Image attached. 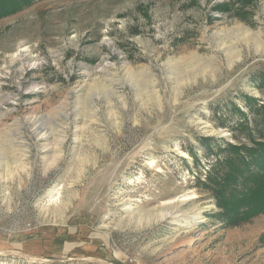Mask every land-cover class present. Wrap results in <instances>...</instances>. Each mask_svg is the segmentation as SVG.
I'll return each instance as SVG.
<instances>
[{
    "label": "rangeland",
    "instance_id": "1",
    "mask_svg": "<svg viewBox=\"0 0 264 264\" xmlns=\"http://www.w3.org/2000/svg\"><path fill=\"white\" fill-rule=\"evenodd\" d=\"M259 106L264 0H35L1 16L0 264H264V212L222 218L197 182L218 154L199 138L248 142ZM45 113L43 139L25 122ZM184 198L204 219L192 232L152 223Z\"/></svg>",
    "mask_w": 264,
    "mask_h": 264
},
{
    "label": "trees",
    "instance_id": "2",
    "mask_svg": "<svg viewBox=\"0 0 264 264\" xmlns=\"http://www.w3.org/2000/svg\"><path fill=\"white\" fill-rule=\"evenodd\" d=\"M34 1L0 0V17L22 10ZM245 99L249 103L255 101L250 96ZM260 117L262 129L258 130L257 137L248 129L247 120L237 124L249 130L248 142L218 141L213 136L199 138L206 150L211 152L216 147L218 151L209 172L202 178L197 177V182L211 194L219 209L217 215L222 218L247 219L264 212V112ZM195 155L191 152L192 157Z\"/></svg>",
    "mask_w": 264,
    "mask_h": 264
},
{
    "label": "bare ground",
    "instance_id": "3",
    "mask_svg": "<svg viewBox=\"0 0 264 264\" xmlns=\"http://www.w3.org/2000/svg\"><path fill=\"white\" fill-rule=\"evenodd\" d=\"M19 51H21L22 54H19L17 56L18 57L16 59V60H18L17 62L20 61L22 65L27 64L28 67H33L35 64H38L36 61L28 63V61H27V59H29L27 57L28 53L24 52V51H26V48H21ZM23 60H26V61L23 62ZM37 90H39V87L38 86H34L30 92H35ZM106 91H108V90H106ZM110 93H112L111 90H110ZM92 103H94V102L92 101ZM64 105H65V103H62V104L57 105V106L54 107L55 113L57 114V116L60 115L62 117L63 121L62 120L59 121V122L58 121H54L53 122V124H54L53 126L55 127V129H57L59 127L61 131H63L64 129L67 128L66 127L67 126L66 120L69 118V116L71 114V111L65 109ZM46 115L47 114L45 113V114H42V115H39V116H36V117H27L26 118L27 121L25 122L26 125L32 131V133H34L36 135H39V137L43 138V139L47 138L50 134H49L48 130L46 129V127H39L38 126V122L41 121V119L43 120V118H45ZM11 142H13V141H11ZM44 148H46V147H44ZM185 155L186 154L183 152V156H185ZM136 183L137 184L141 183V180L138 179L136 181ZM187 199L188 198L181 199L177 203H174V205H172L170 207L160 208L159 215L156 217V219H154V221L152 223L153 224H155V223L157 224V223H161L163 221H167V222H174L175 221L177 227H179L178 230L181 231V232L179 231L180 233H183L184 235H187L188 233L192 232L196 228L195 224L198 223V222L203 221L204 219L202 218V216H199L201 208H196L197 206H195V205L191 207V210L190 209L188 211L182 210V208H181L182 201L187 200ZM47 205H49V203H47V204L43 203L40 206L42 207V209L45 210L47 208ZM185 209H186V207H185ZM124 210L126 211L125 212L126 214L130 213L129 218H135L137 212L138 213L141 212V211L140 212L137 211V207L134 206L131 203L127 204L126 206H124ZM141 215L142 214L138 215L139 219L141 218ZM127 218H128V216H127ZM180 220H182V222H178ZM173 237H174V235L170 239L172 240Z\"/></svg>",
    "mask_w": 264,
    "mask_h": 264
}]
</instances>
